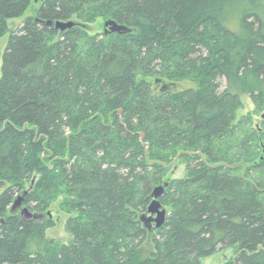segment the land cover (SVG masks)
<instances>
[{
	"label": "trees",
	"instance_id": "obj_1",
	"mask_svg": "<svg viewBox=\"0 0 264 264\" xmlns=\"http://www.w3.org/2000/svg\"><path fill=\"white\" fill-rule=\"evenodd\" d=\"M40 2L3 54L0 264H264V0ZM32 3L0 0V37ZM56 202L68 244L46 236Z\"/></svg>",
	"mask_w": 264,
	"mask_h": 264
},
{
	"label": "rangeland",
	"instance_id": "obj_2",
	"mask_svg": "<svg viewBox=\"0 0 264 264\" xmlns=\"http://www.w3.org/2000/svg\"><path fill=\"white\" fill-rule=\"evenodd\" d=\"M41 4L40 0H33V3L29 6V8L23 13V15L19 17L12 18L8 21V26H9V31L4 34L3 36L0 37V76L2 75V61H3V54L5 52L6 46L8 44L10 35L13 30L17 29L21 23L25 21V19L30 16V15H35L36 13V8ZM75 21V19H74ZM106 21L104 19H98L95 23L90 24L88 26L89 30L91 32H102L105 31L106 29ZM192 85L191 81H183L181 83L180 88L188 87ZM243 102H244V108L239 112V116L243 114H247L249 112H253L254 110V104L253 101L250 97L249 94H244L243 95ZM253 119L259 120V116L254 115ZM178 160L175 159L174 162L177 163V165L173 164V170L171 172L172 176L179 177L184 174V168L185 164L184 162H177ZM2 191V188H0V192ZM20 197H23V194L17 195L16 199L13 204L12 209H16V211H21L23 207H25L24 204L21 203V205H15V202L20 199ZM61 200V199H60ZM17 206V207H16ZM166 210V209H165ZM167 211V210H166ZM45 215L48 216L50 214L51 217L54 218L55 220V225L53 227H50L46 231V236L47 238L51 239L54 241L55 245H61V244H68L70 243L74 236L72 233H69L66 229V221L68 218V215L63 213L59 209V203L56 202L54 203L49 210L44 211ZM22 214V213H21ZM25 215V214H24ZM146 216L148 218L155 216L151 215V213L148 211ZM150 225L152 227L156 228V223L155 221H150ZM150 247V246H149ZM232 249H227V250H219L212 254L211 256L203 257L202 262L204 264H224L227 258L232 254Z\"/></svg>",
	"mask_w": 264,
	"mask_h": 264
},
{
	"label": "water",
	"instance_id": "obj_3",
	"mask_svg": "<svg viewBox=\"0 0 264 264\" xmlns=\"http://www.w3.org/2000/svg\"><path fill=\"white\" fill-rule=\"evenodd\" d=\"M49 24H55V26L58 29H66L68 27H72L75 22L73 20L70 21H56V22H52V21H48ZM106 29H105V33H108L109 31H120V32H124L129 30V28L127 26L124 25H120L118 24L115 20H107L106 21ZM167 186V183H165V185H160L157 186L154 191H153V200L149 205L148 211L151 213V215H155L152 216L150 218H148L146 215L143 217V219L145 220L146 223H150V221H155L156 223V228H160L164 225L165 221H166V217H167V211L165 210V208H163V205L160 201V197L164 194L165 191V187ZM21 201H22V197H20V199L18 201L15 202V205H21ZM17 207V206H16ZM22 215H26V216H33L35 218H41V214L39 213H32L30 212L28 207H23L22 209ZM148 223V224H149ZM150 226V225H149Z\"/></svg>",
	"mask_w": 264,
	"mask_h": 264
}]
</instances>
